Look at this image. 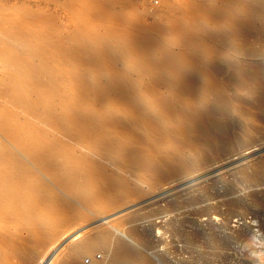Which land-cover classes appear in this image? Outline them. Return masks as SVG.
Segmentation results:
<instances>
[{"label":"bare ground","instance_id":"6f19581e","mask_svg":"<svg viewBox=\"0 0 264 264\" xmlns=\"http://www.w3.org/2000/svg\"><path fill=\"white\" fill-rule=\"evenodd\" d=\"M186 7L169 26L135 27L118 17L120 26L101 35L86 37L79 29L73 48L29 30L17 16L7 24L10 17L0 8V97L31 114L20 117L4 108L8 103L0 105V264H30L47 241L83 221L86 212L116 209L150 188L261 143L256 123L264 125V0H195ZM178 26L188 30L184 39L167 38ZM41 40L75 64L71 74L64 70L75 81L69 90L55 64L60 60ZM255 54L260 61L236 59ZM12 74L20 78L9 80ZM36 116L44 117L45 126L32 120ZM69 130L72 139H64L60 133ZM257 163L237 168L233 184L247 189L251 202L264 210V165ZM179 194L163 197L164 204L151 203L157 215L168 216L166 223L182 221ZM193 213L194 220L202 215L207 223L219 220L224 230L230 218L213 205ZM141 216L136 210L122 220L136 223ZM4 223L24 225L12 231ZM22 229L24 236L18 234ZM231 229L227 234L237 240L248 228ZM127 232L131 240L123 241L108 228H97L76 240L58 263L79 264L77 255L101 250L102 258L93 257L90 264H156L140 245L148 231L131 225ZM78 236V231L71 235ZM17 239L33 246L25 250Z\"/></svg>","mask_w":264,"mask_h":264},{"label":"rangeland","instance_id":"374dc122","mask_svg":"<svg viewBox=\"0 0 264 264\" xmlns=\"http://www.w3.org/2000/svg\"><path fill=\"white\" fill-rule=\"evenodd\" d=\"M192 1L195 0H189V1L188 0H0V8L2 15H7L8 17H10V19L7 20L8 22L7 24L10 23L11 25L12 24L11 22L13 20L11 18H13V16H17L21 18L22 22L25 24L23 25L29 30L34 31L35 33L39 32L40 34H44V35L48 33L47 35L49 36L51 35L52 37H55V40L58 42V44L60 43L59 45L60 47L62 46V48L63 47L73 48V45H78L76 43H77V34L79 33L78 31L79 29L81 30L80 32L82 33V35L85 34L86 37L92 33H100L101 35L103 32L105 33L106 30L108 31L110 27L115 28L117 26H120L119 22L121 20L119 18H123V19L127 18L126 20H129L130 23L133 24L135 27L136 25L138 27L139 23H140L139 26H142L141 23L143 24L145 23L144 25L150 26L152 28H156L157 25L159 26L163 24H164L163 26L165 25L169 26L170 23L173 24V22L175 23L177 20H180L181 16L183 17L184 14L182 13L186 12L185 11L187 10L186 6H188ZM181 2H184L185 4ZM184 7H186L185 10L183 9ZM96 8H100L101 10L98 9V11H96ZM21 11H23V13ZM80 17L82 19H80ZM85 19H87L86 21L88 22H86ZM80 20H82L83 25ZM115 20H117L118 22ZM90 24L92 25L93 28L91 27ZM199 26H202V24L200 23ZM98 27L99 28L101 27L100 30ZM255 30L256 29L254 28V31ZM187 31H188L187 28H185L184 26H178L172 30V32L167 36V38L169 37V39L171 40L182 41L181 39H184L185 33ZM64 36H66L67 40L65 39ZM70 37H72V41H68L71 39ZM60 40L64 42L61 43ZM43 41L44 40H41L40 41L41 43L39 42L41 44L40 46L44 47L45 50L48 49L46 51H48L49 53L51 52L52 57L54 56L55 59L60 60L57 62L55 60L56 67L57 65L58 67L60 66L59 68L60 70L62 69L61 71L64 72L63 74L65 75V77L71 76V75H66L65 71L69 69V71L71 70L69 72L71 74L74 71V67L72 66H74L75 64L69 59L64 58L63 55L62 56L58 55L57 57L54 54L52 47H50V45L48 46V44L44 42L46 46L45 47L44 44L42 43ZM71 44L72 46H70ZM256 55L257 54H255L254 56L246 55L245 57L244 56L241 57L240 55H237L236 59L241 58L240 61H242V59L245 58L252 62L254 60H255L254 62H257V60L260 61L261 57H259V55L257 56ZM58 63H60V65ZM64 64H66V66ZM60 70L58 71L61 73ZM19 76L20 75L18 74L17 75L12 74L13 78L10 77L9 80L11 79L18 80L20 78ZM67 77H66L67 81L65 80V83L67 84H65L64 87L67 86L66 89L69 90L71 86L73 85L75 86V81L74 80L70 81V78L68 79ZM3 101L4 104L8 103L5 104L4 108L7 105L6 109L8 108V110H12L13 114L18 113L20 117L21 116L27 117L28 115H31L26 111H22L19 107H16L15 105L10 106L11 103L6 102L7 99L5 97L3 98L0 97V105L3 104ZM44 107H48V105L45 103ZM0 110H2L1 107ZM18 114L16 115L19 116ZM33 118L34 119L32 120L36 124L45 126L43 122L44 120L43 116L41 117L36 116ZM256 124L258 125V127L261 126L259 127L261 130L259 129L260 136L258 137L257 141L261 139L264 140L263 139L264 125L259 123ZM49 126L48 128L51 129L52 131L54 132L58 131V128L49 127ZM260 132L263 135L260 134ZM60 135L64 139H68V140L72 139L71 138L72 134L70 133V130L67 132H62L60 133ZM262 140L259 141L261 143L258 144L255 143L251 147L243 150V152L234 153L231 156L214 163L212 166L206 169L200 170L188 176H184L181 179L174 181L172 183L161 184L160 185L161 187L158 186L157 188L156 187L150 188V190H147V192L143 193V195L145 196L140 197L142 196L140 195L136 197L139 198L137 200L134 197L135 199L132 198L130 202L126 203V205L123 204L117 206L116 209L113 208L115 210H113L112 208L107 210L109 211L108 213H106L107 211H105L99 214L100 213L99 212L95 215L93 214L92 216L90 212H86L84 220L81 221L82 223L78 222L72 225H67L66 226L67 228H64V230L62 229L58 233V235H56L57 237L56 236L54 237L55 240L53 239V241L49 240V242L48 241L46 242L45 244L46 246H44V248L41 251L42 253L41 252L38 253L39 255L38 256L36 255L34 258L31 257L32 258L31 262H33V260L34 262L33 263L30 262V264H59L58 261L65 256L67 250L72 246V244L76 240H78L81 237L92 234L93 232L96 231L97 228H100L102 226L108 228L113 233V235H116L118 237L121 236L119 238H121L123 241L125 240L129 241L131 240V238L127 230L128 227H130L131 225H135L137 229L141 232H144L145 230L148 231L149 236L145 237L146 239L144 241H141L140 245L143 246V251H145L149 256H152L156 264L159 263L249 264V259L251 258L249 255L250 250L246 249L245 245L248 241L250 233L254 231L259 232L260 230H264V223H261V219L264 216L263 213L264 210H262L260 206H257L251 202L250 199L251 197L247 195V189L239 190L237 185L235 183L233 184V174H234L233 172H235V170L241 166L244 165L253 166L255 165V163L258 164L257 162H259L261 165H264V161H263L264 141ZM142 185L145 186V183H143ZM174 191L175 193L182 194L184 199L179 194L178 200L181 201L183 200L182 202L185 203L183 204L182 202L179 201L180 202L179 207L181 208L180 216H182L181 223L172 224V223H166V219L168 218V216L164 215L165 213L164 214L161 213V215H157L160 212L159 213L156 212L155 210L156 206L151 203L158 200V203L164 204L165 201H163V199L165 198V196H167L166 198H168L169 196H171L172 198V196L175 194ZM188 196L189 197L192 196L193 199L189 201ZM166 198L165 200H168ZM230 198L235 199V203H234L235 205L231 206L228 204V200ZM185 199L188 201H186ZM206 205H213L225 213L228 212L229 214L228 213L227 214L229 215L230 218L226 227L228 229L232 228L234 230L236 229L239 230L240 227L241 229L244 227L248 228L245 231L246 234L244 233V235L241 238H236L237 240H234L232 239L233 238L232 236L231 238L229 234H227L228 232V231L226 232V230H228L227 228L226 230H224L225 228L222 227L220 228L218 226V223H220L219 220L218 222L214 220L216 221L215 223L214 222L207 223L206 215H202L196 218L197 220H194L193 217L195 218L196 216L192 215L194 214L193 211H195L199 207H203ZM136 210L142 213V216L139 218V220L136 221V223H126L125 221L122 220L124 219L126 214ZM148 210L149 213L147 212ZM142 218H146V219L142 220ZM150 218L152 221L150 220ZM183 218L186 220L184 221ZM113 219L115 220L113 221ZM119 219L121 220L119 221ZM190 220H192L194 223ZM115 221H118L120 223H116ZM216 224L217 227L215 226ZM4 225L5 227L8 226L7 228H11L12 231H15L16 227H18L19 225L22 226L24 225V223L21 224L4 223ZM22 230L21 233L18 232V234L22 236L26 235V231L24 230L22 232ZM176 230L177 232H175ZM77 231L80 237L79 236L76 238L71 237V235ZM215 231L216 232L219 231V232L216 233ZM60 233L62 234L60 235ZM180 233H182V236ZM209 233L210 235L214 233L216 238H212V236L210 238ZM218 233L220 234L222 233V234L218 237L219 235ZM187 237L190 238V240ZM13 238H17V236ZM208 240H210V243H208L209 242ZM23 241L21 240L18 241L21 242V244L25 245V246L22 245L23 248L27 247L28 249H30L33 246V243L30 242V240H28V243H26L27 242L26 240H25L26 242ZM27 248L25 250H28ZM216 248L220 250L218 251ZM61 254L64 255L62 256ZM101 255H103L102 251L96 250L95 252H93V254L77 255L76 259L77 262L79 261V264H85L86 262L87 263L89 262L90 264L93 257L97 259H101L102 258ZM88 257H90L89 258L90 260L88 259ZM15 262L16 264L17 263L19 264L20 261L19 262L15 261ZM15 262H13L12 264H15Z\"/></svg>","mask_w":264,"mask_h":264},{"label":"clouds","instance_id":"9594fccd","mask_svg":"<svg viewBox=\"0 0 264 264\" xmlns=\"http://www.w3.org/2000/svg\"><path fill=\"white\" fill-rule=\"evenodd\" d=\"M177 62L182 63L183 58L178 57ZM245 247L250 250L249 264H264V230L250 233Z\"/></svg>","mask_w":264,"mask_h":264}]
</instances>
